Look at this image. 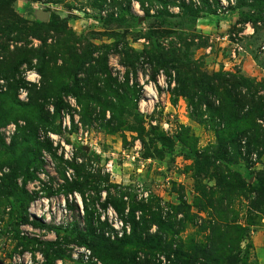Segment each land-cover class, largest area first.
I'll return each mask as SVG.
<instances>
[{
  "label": "rangeland",
  "instance_id": "374dc122",
  "mask_svg": "<svg viewBox=\"0 0 264 264\" xmlns=\"http://www.w3.org/2000/svg\"><path fill=\"white\" fill-rule=\"evenodd\" d=\"M0 262L264 264V0H0Z\"/></svg>",
  "mask_w": 264,
  "mask_h": 264
},
{
  "label": "water",
  "instance_id": "95a60500",
  "mask_svg": "<svg viewBox=\"0 0 264 264\" xmlns=\"http://www.w3.org/2000/svg\"><path fill=\"white\" fill-rule=\"evenodd\" d=\"M41 18H42L43 20H46V19H47V15H44V14H43V15L41 16ZM0 264H2V263L0 262Z\"/></svg>",
  "mask_w": 264,
  "mask_h": 264
},
{
  "label": "built area",
  "instance_id": "2783aa9c",
  "mask_svg": "<svg viewBox=\"0 0 264 264\" xmlns=\"http://www.w3.org/2000/svg\"><path fill=\"white\" fill-rule=\"evenodd\" d=\"M163 75V73H161V76ZM85 257L88 259L89 257H90V253H87L86 255H85Z\"/></svg>",
  "mask_w": 264,
  "mask_h": 264
},
{
  "label": "bare ground",
  "instance_id": "6f19581e",
  "mask_svg": "<svg viewBox=\"0 0 264 264\" xmlns=\"http://www.w3.org/2000/svg\"><path fill=\"white\" fill-rule=\"evenodd\" d=\"M152 96V93L150 92V96L149 97H151Z\"/></svg>",
  "mask_w": 264,
  "mask_h": 264
}]
</instances>
